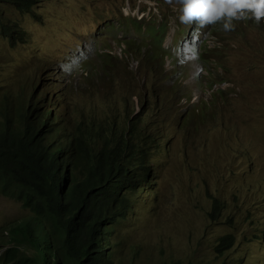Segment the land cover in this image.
<instances>
[{
    "label": "rangeland",
    "instance_id": "1",
    "mask_svg": "<svg viewBox=\"0 0 264 264\" xmlns=\"http://www.w3.org/2000/svg\"><path fill=\"white\" fill-rule=\"evenodd\" d=\"M181 8L177 0H39L32 13L2 3L6 19L22 25L27 41L12 46L0 35V94L19 86L30 92L32 80L46 84L49 78L52 89H68L74 104H88L91 90L98 86L101 98L97 94L96 100L112 102V95L106 96L110 90L122 108L124 96L139 88L136 79L140 85L156 81L157 97L151 85L144 89L153 105L161 103L157 119L168 135L167 148L152 154L155 188L146 193L142 208L135 203L134 212L116 225L117 256L135 264H165L171 259L186 264H264V108L256 99L264 98V80L260 64L248 55L261 57L264 67V28L260 23L237 24L225 32L217 23L215 31L226 41L223 47L209 32L211 25L198 29L195 23L182 24ZM142 11L146 31L168 20L164 80L156 59L152 68L142 66L149 48L156 49L155 40L148 31L127 27V20L141 18ZM215 44L222 48L215 51ZM200 45V52L214 46L213 55L204 52L201 57L207 62L215 54L225 67V78L234 82L229 97L221 92L222 100L217 97L212 107L202 102L212 93L206 84L212 80L208 69L199 58L193 60V53L185 54ZM104 53L114 59L107 58V68L96 74L92 67L103 62ZM209 63L217 76L216 62ZM87 72L95 80L85 78ZM190 94L193 101L201 99L196 107L187 98ZM132 98L140 109L138 96ZM215 197L224 205L218 220L208 215ZM29 214L21 201L0 193L1 226ZM227 233L235 235V244L220 253L218 239ZM4 248L0 243V254Z\"/></svg>",
    "mask_w": 264,
    "mask_h": 264
},
{
    "label": "trees",
    "instance_id": "2",
    "mask_svg": "<svg viewBox=\"0 0 264 264\" xmlns=\"http://www.w3.org/2000/svg\"><path fill=\"white\" fill-rule=\"evenodd\" d=\"M38 2L0 0V35L12 46L27 41V33L18 22L6 19L1 4L33 13ZM127 22V27L148 31L155 40L156 49L149 48L142 66L152 68L156 59L164 80L168 73L164 71L162 44L168 20L147 31L144 19L134 17ZM254 23L248 19V24ZM260 24L264 28L262 20ZM134 45L135 40L129 48ZM260 53L264 55V50ZM248 55L260 64L264 80L261 57ZM104 56L100 65L92 67L96 74L107 68L106 59L112 58L110 53ZM86 77L96 78L92 73ZM46 80V84L42 79L38 83L32 80L30 92L19 86L0 94V193L30 210L23 219L0 225V243L7 245L0 263L135 264L117 256L119 244L113 235L116 225L134 212V204L140 207L146 193L155 188L157 168L152 154L160 155L167 148L168 135L162 120L157 119L161 103L153 105L144 89L151 85L157 97V82L145 80L140 85L136 79L144 92L137 88L126 94L121 108L110 90L106 96L112 95L113 101L107 104L96 100L97 94L101 98L98 86L91 90L88 104H74L67 88L56 91L51 80ZM135 95L140 109L135 108ZM256 99L259 108H264V98ZM223 210V203L215 197L208 215L218 220ZM234 244L235 235L227 233L219 237L216 248L226 253ZM165 264L186 263L171 259Z\"/></svg>",
    "mask_w": 264,
    "mask_h": 264
},
{
    "label": "clouds",
    "instance_id": "3",
    "mask_svg": "<svg viewBox=\"0 0 264 264\" xmlns=\"http://www.w3.org/2000/svg\"><path fill=\"white\" fill-rule=\"evenodd\" d=\"M168 2L172 3L173 0H168ZM177 2L182 5L181 15L179 16V20L182 24L192 25L195 23L198 25V29L211 25L209 28V32L211 34H215V36L217 37L216 40L222 43L223 47L225 46L226 41L225 39H221L218 37L217 35L218 31H215L214 28L215 24L221 23L223 30L225 32H228L235 30V26L237 24L240 26H247L248 19H253L257 24H259L261 20L264 23V0H177ZM142 15L143 16H141V18L137 17V15L133 17L142 20V18L145 16V11H142ZM235 21H236V25L234 23ZM207 30L208 29H206L205 32H207ZM165 40H166V36L164 41ZM164 41L162 46L165 49L166 47L164 46ZM214 46H215V51L222 48L220 44H215ZM214 46L210 47L209 45H207L204 49V52L213 55ZM200 48L201 45L197 50H193L189 48L185 52V54L193 53L195 55V57H192L193 60L196 61L199 58V61L205 64L206 68L208 69L209 76L212 80L207 82L206 84L207 85L209 84V87L212 88V93L209 100H205L202 98V102L207 103L205 106L212 107L213 105H215L216 103L215 99L217 97H219V99L222 100L221 92H223L226 97H229V94L233 92L230 90V84H234V82L230 83V80H227V78H225V74H226L225 67L222 62L221 64H218L220 63V59H218V57L214 54V56L210 57V59L207 60L206 62V60L201 57V55L204 52H200ZM166 56L167 54H165L164 56L165 57L164 66L167 63ZM209 61L213 63L216 62V68L219 69V73L217 76ZM183 64L185 63L183 62ZM211 68L213 69V72L210 71ZM188 70L189 69L186 67V73L179 78L180 84H181L180 80H184V78H186ZM86 74H88V72ZM218 77H224V79L221 82H215V79ZM225 84L227 85L225 87L219 86ZM187 98L190 101L191 105H194L201 100V99L200 100L195 99L194 101H192L193 100L192 94L187 95ZM3 247L5 248L1 252V254L5 251L7 245L5 246L3 245Z\"/></svg>",
    "mask_w": 264,
    "mask_h": 264
},
{
    "label": "built area",
    "instance_id": "4",
    "mask_svg": "<svg viewBox=\"0 0 264 264\" xmlns=\"http://www.w3.org/2000/svg\"><path fill=\"white\" fill-rule=\"evenodd\" d=\"M211 90H212V88H211ZM205 100H208V99H205ZM193 101V100H192Z\"/></svg>",
    "mask_w": 264,
    "mask_h": 264
}]
</instances>
